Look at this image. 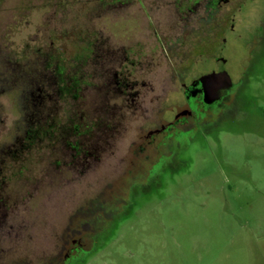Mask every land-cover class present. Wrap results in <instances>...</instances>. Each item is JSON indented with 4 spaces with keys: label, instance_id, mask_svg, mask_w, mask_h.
Returning a JSON list of instances; mask_svg holds the SVG:
<instances>
[{
    "label": "rangeland",
    "instance_id": "1",
    "mask_svg": "<svg viewBox=\"0 0 264 264\" xmlns=\"http://www.w3.org/2000/svg\"><path fill=\"white\" fill-rule=\"evenodd\" d=\"M101 1H0L15 5L4 9L8 17L0 14L2 50L34 58L41 47L62 53L68 67L78 53L81 76L76 97L49 111L19 107L20 90L38 78L36 63L22 76H0V89L9 87L0 93V264H264V0L221 1L207 18L191 16L186 28L183 19L175 28L171 12V47L166 8L140 17L133 3L105 17ZM93 8L97 37L133 54L143 47L155 59L144 73L157 98L153 108L145 103L143 117L116 108L119 98L88 94L86 44L74 50L65 30H86ZM154 29L166 49L152 50ZM219 71L233 85L222 106L194 117L189 130L146 140L156 118L168 119L182 100L171 93L173 73L189 81ZM108 104L116 109L106 115ZM69 117L65 142L80 141V156L49 139ZM101 117L110 127L90 136L86 124Z\"/></svg>",
    "mask_w": 264,
    "mask_h": 264
},
{
    "label": "flooded vegetation",
    "instance_id": "2",
    "mask_svg": "<svg viewBox=\"0 0 264 264\" xmlns=\"http://www.w3.org/2000/svg\"><path fill=\"white\" fill-rule=\"evenodd\" d=\"M40 1H45L47 5L49 1L55 2L58 0ZM221 1L225 0H210V2H208V0H167L166 4H164V0H102V4H98L99 9L97 11L103 13L105 17H108L116 11H122V8L136 4V13L140 17H143L144 14L148 17H153L159 15L156 14V12H160L161 9L166 8L168 16L170 17L169 31L167 35L169 41L167 45L171 47V12L174 17L175 28L178 27L180 19H183L185 24L183 27L186 28L189 25V19L191 16H198L200 19L207 18L208 14L211 15L217 11V4L219 5ZM145 2L148 3L145 4ZM10 7H15V5H0V14L5 15L4 18L9 15L4 9ZM91 11L92 13L91 16H89L90 20L86 30L84 29L85 27H80L79 25H72L65 30L73 36V40L68 38L69 41L66 44H73L74 50L78 49L80 43L86 44L85 49L87 51L84 50L85 54L83 56V61L87 60L92 63L89 72L90 79L88 80V94L94 98H119L120 104L116 108L121 109V111L124 110L125 112L141 114L143 117V109H150L149 106H144L145 103H152L151 108H153L155 105V99L157 98L156 83L153 81L152 77H148L144 73V66L154 63L155 59L153 56L144 57L143 47L139 48V50L137 49L138 51L133 54L128 47L123 46L124 44L119 47L116 45L112 47L110 39L106 40L105 37H97V30L102 27H97L94 22V19L97 17L96 9L93 8ZM76 32L81 34L87 33V36L84 39L85 41L81 39L78 40L80 36L79 38L78 36L76 37ZM3 33L6 34V32ZM152 34L155 37V39L153 38L154 43L152 50L159 49L160 46L166 49L165 41L162 40L156 29L153 30ZM140 45L141 44H139V46ZM2 49L3 48L0 47V76L9 70L22 76L27 73L24 68L28 64H37L36 70L38 71V78H31L28 87L25 88L26 90H20L22 103H20L21 105H19V107L21 109H43L44 111L48 109L49 111L50 109L56 108L55 104L58 103L60 99L70 96L75 98L77 93L81 90L80 88V90L77 89L78 86L76 85V83L81 81L80 69L78 68V65L80 64V56H78V53L75 55L73 54L72 58H70L71 65L68 67L69 65H67L62 53L50 54L47 51L41 53V47L37 48L39 52L34 58H31L29 55L15 57V52L9 51L8 49ZM85 55H88V58H86ZM98 59L103 60L104 62L102 68L96 67V60L98 61ZM1 64H5L4 70L1 69ZM112 65L117 66L113 71L111 70ZM203 74L204 73H201L189 81L184 80L181 76H177L175 73L171 75V93L179 92V97H181L182 100L179 104L175 103L171 106L168 119L156 118L159 126L156 128H149V131L145 133L147 141L155 139L160 132L165 133L163 136H171L176 131L189 130L190 128L187 127H189L191 124L190 122L195 119L194 117H199L208 112L217 110V108L222 106L224 102L228 100L229 92L233 85L231 84L227 88L218 89L215 94V99H210V93H205L201 83L197 81ZM97 76L99 79L98 85L95 78ZM76 86L77 88H75ZM8 88H1L0 93L8 94ZM82 90L85 91V88H82ZM31 97L34 99V102L32 103L28 102V99H31ZM114 108L115 107L108 104V107L104 108L106 111L105 114H109L108 112H110V109L112 110ZM74 109H78V105H75ZM260 114L264 118L262 110L260 111ZM101 118H99L98 121L89 124L88 134H90V136L92 134L91 132L95 131L94 128L103 131L104 126L110 127L102 122L103 118ZM73 120V117H69L64 126L63 124L61 126L58 124L54 126L53 124H49L57 131L55 134L53 133V137L49 139L52 142H55L57 147L62 144V147L57 148V150H61V148L64 149L63 146H65L67 149L75 150L77 155L80 156L81 152H83V145L79 144L80 141L73 144L71 148L69 146L70 141L65 142V138L68 135V128H70L71 123L74 122ZM149 123L150 121L146 124ZM77 127V124L74 125V130ZM95 144V141H93L89 146L94 148ZM84 154L87 155V153H83V155Z\"/></svg>",
    "mask_w": 264,
    "mask_h": 264
},
{
    "label": "water",
    "instance_id": "3",
    "mask_svg": "<svg viewBox=\"0 0 264 264\" xmlns=\"http://www.w3.org/2000/svg\"><path fill=\"white\" fill-rule=\"evenodd\" d=\"M197 81L201 83L205 93H210V99H215L218 89L227 88L231 85V79L226 71L203 74Z\"/></svg>",
    "mask_w": 264,
    "mask_h": 264
},
{
    "label": "trees",
    "instance_id": "4",
    "mask_svg": "<svg viewBox=\"0 0 264 264\" xmlns=\"http://www.w3.org/2000/svg\"><path fill=\"white\" fill-rule=\"evenodd\" d=\"M263 113H264V110H263ZM40 119H42L41 117H38V119L36 120V125L37 126H39L40 124H42V122H41V120ZM50 124H52V123H50ZM78 125V124H77ZM87 126H86V129H87V131H88V128H89V124H86ZM75 154V156H77V153H76V151H72L71 152V154ZM82 221V219L80 220V221H78V222H75V223H73V225H72V227H71V231H72V233H74V231L76 230V225H78L80 222ZM75 229V230H74Z\"/></svg>",
    "mask_w": 264,
    "mask_h": 264
}]
</instances>
